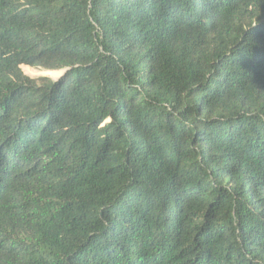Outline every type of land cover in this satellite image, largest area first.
<instances>
[{
    "label": "trees",
    "instance_id": "1",
    "mask_svg": "<svg viewBox=\"0 0 264 264\" xmlns=\"http://www.w3.org/2000/svg\"><path fill=\"white\" fill-rule=\"evenodd\" d=\"M0 264H264V0H0Z\"/></svg>",
    "mask_w": 264,
    "mask_h": 264
},
{
    "label": "rangeland",
    "instance_id": "2",
    "mask_svg": "<svg viewBox=\"0 0 264 264\" xmlns=\"http://www.w3.org/2000/svg\"><path fill=\"white\" fill-rule=\"evenodd\" d=\"M28 66H22V69L25 74L29 75L30 77L38 78L39 76H49V77H56V74L54 73L55 71H48V70H43V69H35V68H30Z\"/></svg>",
    "mask_w": 264,
    "mask_h": 264
},
{
    "label": "water",
    "instance_id": "3",
    "mask_svg": "<svg viewBox=\"0 0 264 264\" xmlns=\"http://www.w3.org/2000/svg\"><path fill=\"white\" fill-rule=\"evenodd\" d=\"M54 73L56 74V77H57L60 72L55 71ZM56 77H53V78H56Z\"/></svg>",
    "mask_w": 264,
    "mask_h": 264
}]
</instances>
